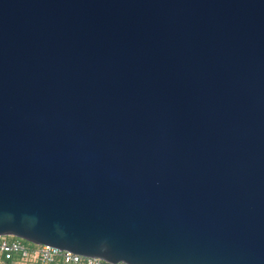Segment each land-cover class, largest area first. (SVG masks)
<instances>
[{
  "label": "water",
  "instance_id": "1",
  "mask_svg": "<svg viewBox=\"0 0 264 264\" xmlns=\"http://www.w3.org/2000/svg\"><path fill=\"white\" fill-rule=\"evenodd\" d=\"M0 234L264 264V0H0Z\"/></svg>",
  "mask_w": 264,
  "mask_h": 264
},
{
  "label": "built area",
  "instance_id": "2",
  "mask_svg": "<svg viewBox=\"0 0 264 264\" xmlns=\"http://www.w3.org/2000/svg\"><path fill=\"white\" fill-rule=\"evenodd\" d=\"M0 264H113L97 257L61 250L46 244L12 239L0 234Z\"/></svg>",
  "mask_w": 264,
  "mask_h": 264
},
{
  "label": "trees",
  "instance_id": "3",
  "mask_svg": "<svg viewBox=\"0 0 264 264\" xmlns=\"http://www.w3.org/2000/svg\"><path fill=\"white\" fill-rule=\"evenodd\" d=\"M9 237L12 238V239L22 240L23 242L28 243L27 241H25V240H23V239H20V238H17V237H14V236H9ZM119 264H122V263H119Z\"/></svg>",
  "mask_w": 264,
  "mask_h": 264
}]
</instances>
